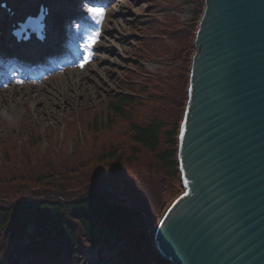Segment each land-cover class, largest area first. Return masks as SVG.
<instances>
[{"label": "water", "instance_id": "95a60500", "mask_svg": "<svg viewBox=\"0 0 264 264\" xmlns=\"http://www.w3.org/2000/svg\"><path fill=\"white\" fill-rule=\"evenodd\" d=\"M178 138L183 193L151 237L171 264H264V0H204Z\"/></svg>", "mask_w": 264, "mask_h": 264}, {"label": "trees", "instance_id": "16d2710c", "mask_svg": "<svg viewBox=\"0 0 264 264\" xmlns=\"http://www.w3.org/2000/svg\"><path fill=\"white\" fill-rule=\"evenodd\" d=\"M193 43L192 38L189 70L179 75L176 87L161 95L169 97V102L156 95L151 102L162 104L159 110L169 108L175 122L158 116L134 122L127 111L134 112L136 99L112 98L109 131L116 133V121L123 117L129 126V134L122 136L127 137L126 144L118 147L101 142L75 150L70 158L41 153L38 141H30L31 150H27L30 144L22 150L4 147L0 157V264L10 251L20 250V241L32 222L35 236L41 240L33 241L35 260L28 264L57 260L73 264L82 246L95 248L102 242L103 249L111 250L115 240L124 239L130 244L119 253L122 263L147 264L156 255L157 264H169L158 257L145 217L151 221L156 216L155 205L172 192L171 181L180 180L178 135L187 103ZM182 51L177 53L178 60L183 59ZM108 187L116 193H110Z\"/></svg>", "mask_w": 264, "mask_h": 264}, {"label": "rangeland", "instance_id": "374dc122", "mask_svg": "<svg viewBox=\"0 0 264 264\" xmlns=\"http://www.w3.org/2000/svg\"><path fill=\"white\" fill-rule=\"evenodd\" d=\"M86 6L78 10L79 23L72 32L81 35L85 53L77 67L55 78L18 81L0 89L2 149L17 146L21 150L30 141H38L43 152L70 158L81 142L83 146L76 149L86 150L101 142L118 147L126 144L127 137L122 138L129 134L126 120L120 117L116 121V133L109 131V120L105 123L112 98L136 99L134 112L127 111L134 122L143 123L157 116L175 122L169 108L159 110L162 104L151 102L155 95L169 102V97L161 96L167 93H162L176 87L179 75L189 70L190 42L192 38L194 41L204 0H111L106 6L98 4L104 11L101 23L92 19L87 11L90 7ZM186 29L190 33H185ZM67 31L71 32L70 27ZM93 37L98 42L90 45ZM86 45H90L87 50ZM180 51L182 60L176 58ZM89 54L90 62L84 63ZM190 56L192 61L193 54ZM33 146L27 145V150ZM1 171L0 165V174ZM171 185L172 192L160 205H155L152 228L157 227L167 208L183 193L179 179L171 181ZM116 252H106L105 256ZM80 253L76 261L83 260L79 264H95V251L82 249Z\"/></svg>", "mask_w": 264, "mask_h": 264}, {"label": "snow or ice", "instance_id": "6c2138e0", "mask_svg": "<svg viewBox=\"0 0 264 264\" xmlns=\"http://www.w3.org/2000/svg\"><path fill=\"white\" fill-rule=\"evenodd\" d=\"M88 13L91 15L92 19L95 20L97 23H101L104 17V11L101 8H88ZM98 42L95 37L90 38V45L95 44ZM90 45L85 46V50L88 49ZM90 62V54L89 56H85L84 63ZM80 67H84V64H81Z\"/></svg>", "mask_w": 264, "mask_h": 264}]
</instances>
